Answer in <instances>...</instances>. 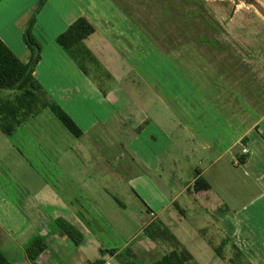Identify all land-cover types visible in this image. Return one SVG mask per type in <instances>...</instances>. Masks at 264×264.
I'll list each match as a JSON object with an SVG mask.
<instances>
[{
	"label": "crops",
	"instance_id": "crops-1",
	"mask_svg": "<svg viewBox=\"0 0 264 264\" xmlns=\"http://www.w3.org/2000/svg\"><path fill=\"white\" fill-rule=\"evenodd\" d=\"M39 1L0 0V39L23 63L31 57L23 33ZM185 1L184 9L192 10ZM256 1L264 10V0ZM217 7L212 6L213 33L205 36L192 30L189 19L176 18L175 10L173 15L159 11L155 23L164 30L156 37L154 52H147L145 37L132 31L131 20L113 0H46L33 25L41 44V59L33 72L40 87L36 108L51 111V105H57L80 131L74 136L98 139L95 143L102 155H107L104 149L115 139L121 141L122 151L108 158L153 202L142 198L149 213L134 214L140 221L139 232L143 234L156 218L197 264H239L231 262L232 244L245 261L264 264V15L238 0L232 18L223 21L221 6ZM242 11H249L252 19L240 18ZM81 16L95 27L83 41L85 47L116 81L105 94L83 76L71 78L81 71L56 42ZM220 27L223 32L216 31ZM174 28L182 29L177 30L184 39L180 48L160 41L170 38ZM132 72L129 89L123 79ZM79 96L96 99L98 112L104 105L108 111L92 118L87 107L72 103ZM109 106L119 110L110 112ZM15 135L28 139L25 133ZM110 136L109 145L100 144ZM238 156L244 158L242 162ZM54 164L68 173L69 185L45 184L31 193L22 184L10 188L0 182V250L11 264H32L25 249L40 236L47 247L37 264H91L100 258L104 264H120L114 256L101 254L103 246L90 223L106 218L105 205L114 199L90 178L92 170L74 150H64ZM184 171L191 176L175 178ZM198 178L209 188L195 190ZM57 218L82 234L79 245L62 232ZM67 238L76 249L65 259L60 247L67 246ZM223 241L219 256L215 247ZM95 250L100 257L92 260L88 254Z\"/></svg>",
	"mask_w": 264,
	"mask_h": 264
},
{
	"label": "rangeland",
	"instance_id": "rangeland-1",
	"mask_svg": "<svg viewBox=\"0 0 264 264\" xmlns=\"http://www.w3.org/2000/svg\"><path fill=\"white\" fill-rule=\"evenodd\" d=\"M113 1L118 9L122 10L131 20L132 31L140 32L142 39L143 36L145 37L144 39L147 41L146 44L149 46L145 49L147 52L153 51L152 49L156 43L155 41H158L156 37L161 35L164 30L163 25L155 23L154 17L159 11H166L167 14L171 12L173 15V10H175L174 15L176 18L180 16L181 18L189 19L194 27L192 30L205 36L213 33L212 23L210 22L214 19L212 6L217 9V6H221L224 21V18H232L235 12L233 9L234 4L238 2V0H232V2L227 0L221 2H211L208 0L203 2V0H199L203 4L201 5L197 4L196 0H188V2L192 4L190 8L192 10L188 11L184 9L187 7V2L185 0ZM258 13L263 15L259 10ZM114 17L112 12L111 18L116 20L117 16L116 18ZM240 18L252 19V16H250L249 11H242ZM177 30L182 31V29L174 28V32L170 33V38L169 36L162 39L160 38L161 44L166 45L167 43L168 46L172 44V46L180 48L182 44H184V39L182 35L178 34ZM218 30L222 31L223 29L220 27V29H216V31ZM88 59L89 58L81 59V65H79V63L72 58L79 71H81V74L79 73L80 75L78 77L72 75L71 78L81 80L83 76L105 94L106 89L112 87L114 83L116 84V81L108 74V71L103 65L98 64L97 66ZM129 62L131 61L129 60ZM80 66H84L85 71H83ZM49 78L51 77H47V79ZM64 78L68 79L66 76H61V79L64 80ZM133 78L132 72L123 79V85L130 89V86L133 85ZM15 93V90L1 88L0 98H13ZM47 94L49 95V93ZM131 94L133 96V92H131ZM49 98L51 97L49 96ZM88 99L79 96V98H75L72 103L76 108L82 107L83 105L85 108L87 107V111L91 113L92 118L99 113L105 114L106 111H108V109H106L107 107L104 105L103 109L98 112L96 99ZM109 107L110 112L112 109H118L117 106ZM67 110L73 114L69 108H67ZM16 133H25L28 139L20 140L15 135ZM11 136H13V138H10ZM11 136H7L0 130V182L9 185L10 188L14 185L22 184L31 193L45 184L54 185L58 183L57 185H62L63 182H65L69 185V182H67L68 173L63 169V172H61L58 166L54 164V160L59 159L64 150L72 149L77 152L79 159L92 170L90 178L92 177L98 182L115 201L111 202L112 204L110 202L106 203L105 208L108 212L106 218H98L90 221L91 228L97 240L103 246V249L122 251L130 247L136 256L135 264H146L158 258L168 250V246L165 244L142 239L144 236L142 231L139 232L140 221L134 214H138L139 211L143 214L149 213V205H147L142 198L145 197L152 205L153 202L150 200L145 189L129 183V175L122 174L121 168L119 170L118 166L108 158L114 151H118V153L122 151L123 147L121 141L115 139L114 145L104 149V151L108 150L109 155L108 153L106 155L105 152H103L104 155H102V152L98 149V145L95 143V140L98 139L94 140L87 135L75 137L68 132L61 121L48 108L38 109L37 114L29 117ZM111 136L108 137L109 139L106 137L102 138L100 144H104V147L109 145ZM127 163L128 162H126V166H128ZM184 165L186 166L187 164ZM191 174V172L187 173L184 171V173L180 172L179 174H175V178L178 176V178L185 177L186 179L189 178ZM180 200H182V198ZM118 206L122 209L119 212L114 208ZM116 212H118L121 217H119ZM95 214L98 215L97 213ZM64 244L67 245V248L65 246L60 247V254L67 259L70 250L75 251L76 248L68 238L65 240ZM228 254L230 256L232 252L225 253L226 256H228ZM233 256H235V251H233ZM88 257L93 260L100 257V254L98 250H95L94 253H89Z\"/></svg>",
	"mask_w": 264,
	"mask_h": 264
},
{
	"label": "trees",
	"instance_id": "trees-1",
	"mask_svg": "<svg viewBox=\"0 0 264 264\" xmlns=\"http://www.w3.org/2000/svg\"><path fill=\"white\" fill-rule=\"evenodd\" d=\"M46 0H40L33 17L23 33V41L28 47L31 57L29 62L23 63L15 53L0 39V89L15 90L13 98H0V130L11 135L23 124L29 117L37 114V101L39 85L36 82L33 72L36 64L41 59V44L33 34V25L35 23V14L42 8ZM255 6L263 15L264 10L256 0H242ZM95 32L94 25L86 17H78L64 32L57 38V44L75 61L80 64L81 59L89 58L94 64H98L95 56L85 47L83 41ZM81 67V66H80ZM85 71L84 66L81 67ZM51 111L62 122L64 127L73 135L78 136L80 131L71 121V119L57 106L51 105ZM244 142V141H243ZM242 162L244 158L238 156ZM195 190L207 189L209 184L203 179L198 178L194 183ZM56 224L62 232L69 237L75 245L82 241V234L68 221L63 218H57ZM143 236L153 242H160L168 246V250L156 259L146 264H197L193 256L181 245L173 233L159 220H151L143 228ZM226 241L215 247V251L222 256V249ZM46 243L42 237L36 236L27 245L25 251L29 261L37 264L39 255L46 249ZM235 249V256L231 262L240 264H251L245 261L239 248L232 244ZM102 255L114 256L120 264H135L136 256L130 247L122 251L115 249H103ZM105 259L100 258L91 264H104ZM0 264H11L0 250Z\"/></svg>",
	"mask_w": 264,
	"mask_h": 264
}]
</instances>
